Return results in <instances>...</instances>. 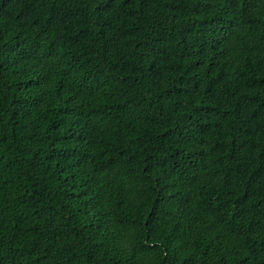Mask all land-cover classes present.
Listing matches in <instances>:
<instances>
[{
    "label": "trees",
    "instance_id": "obj_1",
    "mask_svg": "<svg viewBox=\"0 0 264 264\" xmlns=\"http://www.w3.org/2000/svg\"><path fill=\"white\" fill-rule=\"evenodd\" d=\"M0 264H264V0H0Z\"/></svg>",
    "mask_w": 264,
    "mask_h": 264
}]
</instances>
